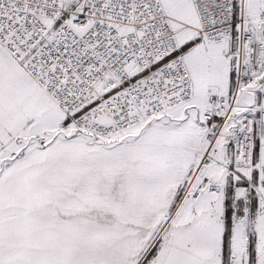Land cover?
<instances>
[{
	"label": "snow or ice",
	"instance_id": "obj_1",
	"mask_svg": "<svg viewBox=\"0 0 264 264\" xmlns=\"http://www.w3.org/2000/svg\"><path fill=\"white\" fill-rule=\"evenodd\" d=\"M0 264H264V0H0Z\"/></svg>",
	"mask_w": 264,
	"mask_h": 264
}]
</instances>
